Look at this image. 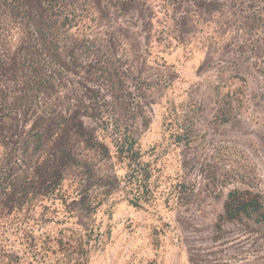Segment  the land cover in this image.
<instances>
[{
  "label": "rangeland",
  "instance_id": "obj_1",
  "mask_svg": "<svg viewBox=\"0 0 264 264\" xmlns=\"http://www.w3.org/2000/svg\"><path fill=\"white\" fill-rule=\"evenodd\" d=\"M28 2L40 37L47 0ZM60 2L77 27L62 74L34 92L1 75L20 61L5 42L27 0H0V168H14L0 172V264H68L58 242L78 236L88 264H264V225L221 220L230 191L264 205V0ZM61 117L64 152L42 163L33 135ZM119 131L151 165L139 206ZM11 151L19 166L6 165Z\"/></svg>",
  "mask_w": 264,
  "mask_h": 264
},
{
  "label": "trees",
  "instance_id": "obj_2",
  "mask_svg": "<svg viewBox=\"0 0 264 264\" xmlns=\"http://www.w3.org/2000/svg\"><path fill=\"white\" fill-rule=\"evenodd\" d=\"M27 0V16L15 26L13 31L19 35L13 38L14 41H6L8 49L14 48L17 52L13 56L20 58V61L12 62L9 74L4 72L7 67L1 71V75L9 77L10 81L21 84L22 88L29 87L34 92L41 91L42 88H51V81L56 76H60L64 69V64L61 59L62 41L63 36L67 35L69 31L76 28V12H67V6L60 0H47V7L44 8L45 21L50 25L49 32H44L39 37L35 30H33L32 17L34 16L31 11V3ZM35 26V25H34ZM35 31V32H34ZM27 45V47H26ZM0 57H5L2 52L6 49H1ZM27 51L26 56L23 52ZM6 64V62H3ZM7 65V64H6ZM9 75V76H5ZM243 93L239 94L236 99L238 107L241 105ZM69 118L61 117L57 132L50 136L41 135L37 132L33 138L39 142V147L43 148L40 155V162L51 164L49 161L54 157L59 156L64 152L65 138ZM113 145L115 148V158L119 163L124 165L127 169L126 180L129 184H134L139 193V198L136 201H131L134 206H139V200L149 201L152 197V190L150 188V180L152 178L151 165L142 160L141 150L137 146L134 136L130 132L119 131L115 133ZM7 163H12L13 166H19L21 159L16 152H9L7 154ZM3 162V161H2ZM38 162V163H40ZM1 165V164H0ZM14 168L11 166L9 170L0 172L10 176ZM33 179V174H29ZM244 219H256L257 222L264 225V205L262 197L259 193L253 192L250 189L233 190L230 191L223 203L222 221L226 222H240ZM89 242L83 237L78 236L69 238L66 242L60 240L58 242L59 251L62 252L68 260V264H88L87 256Z\"/></svg>",
  "mask_w": 264,
  "mask_h": 264
}]
</instances>
